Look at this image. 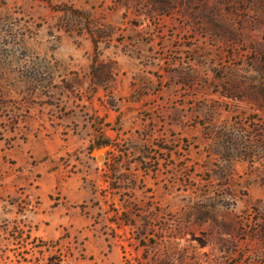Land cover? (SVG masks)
Listing matches in <instances>:
<instances>
[{
    "label": "rangeland",
    "instance_id": "rangeland-1",
    "mask_svg": "<svg viewBox=\"0 0 264 264\" xmlns=\"http://www.w3.org/2000/svg\"><path fill=\"white\" fill-rule=\"evenodd\" d=\"M0 264H264V0H0Z\"/></svg>",
    "mask_w": 264,
    "mask_h": 264
},
{
    "label": "crops",
    "instance_id": "crops-1",
    "mask_svg": "<svg viewBox=\"0 0 264 264\" xmlns=\"http://www.w3.org/2000/svg\"><path fill=\"white\" fill-rule=\"evenodd\" d=\"M46 145L49 146V154L53 155L52 147L54 145V142H46ZM44 179V194H49L51 192L50 190L56 188L60 183L59 179L54 175V173L46 175V178ZM63 189L70 203L68 205L59 204L56 208H54L55 228H61L63 225L74 222L73 220L70 221L72 210H70L68 206H70L72 203L86 202L88 200H91L94 195L93 190L89 186H87V183L85 181H79L75 178H71L68 181L64 182ZM86 221L87 220H84V222Z\"/></svg>",
    "mask_w": 264,
    "mask_h": 264
}]
</instances>
